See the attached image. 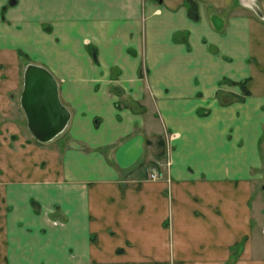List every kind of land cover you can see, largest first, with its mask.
Segmentation results:
<instances>
[{
	"label": "crops",
	"instance_id": "1",
	"mask_svg": "<svg viewBox=\"0 0 264 264\" xmlns=\"http://www.w3.org/2000/svg\"><path fill=\"white\" fill-rule=\"evenodd\" d=\"M10 1L0 264H264V0ZM26 61L57 80L62 141L12 116Z\"/></svg>",
	"mask_w": 264,
	"mask_h": 264
},
{
	"label": "water",
	"instance_id": "2",
	"mask_svg": "<svg viewBox=\"0 0 264 264\" xmlns=\"http://www.w3.org/2000/svg\"><path fill=\"white\" fill-rule=\"evenodd\" d=\"M22 77L20 104L27 127L37 140L49 141L64 130L70 117L60 100L57 80L48 68L32 62L26 64Z\"/></svg>",
	"mask_w": 264,
	"mask_h": 264
},
{
	"label": "rangeland",
	"instance_id": "3",
	"mask_svg": "<svg viewBox=\"0 0 264 264\" xmlns=\"http://www.w3.org/2000/svg\"><path fill=\"white\" fill-rule=\"evenodd\" d=\"M247 1V0H246ZM248 3V8H250V9H252V10H254V11H256V10H261L260 8H262V7H260V1L259 0H248L247 1ZM237 4V6H239V0H235V3H234V5H232V6H235ZM215 17V16H214ZM216 19V18H215ZM28 63H31V62H28V61H26L24 64H22V67H21V76L23 75V70H24V68H25V66H26V64H28ZM22 80H23V77H22ZM21 94V93H20ZM13 99H12V102H11V107H12V116L14 117H16L18 114V110L20 109V107H21V104H20V96L19 97H17V93L14 91L13 92V95L11 96ZM17 97V98H16ZM19 102V103H18ZM20 106V107H19ZM22 108V107H21ZM23 110V109H22ZM23 114H24V112H23ZM17 119H18V117H17ZM23 126H22V132H23V134H25V135H30L31 136V138L32 137H34L32 134H31V132H30V130L28 129V127H27V124H26V117H25V114H24V119H23V124H22ZM64 131L65 130H63L60 134H58L56 137H54L53 139H51V140H49V141H46V142H50V141H55V142H57V141H59V140H63V137L64 136H62V135H64ZM11 138H14V135H12L11 136ZM35 138V137H34ZM36 139V138H35ZM37 140V139H36ZM39 141V140H38ZM40 142H42V141H40ZM161 163H159V166L160 167H163L162 165H160ZM146 167V165H144V166H142L140 169H139V171L140 172H143V169ZM158 168V167H157ZM159 169V168H158ZM148 174V173H147ZM163 175V172L160 174V176H162ZM260 183H263L264 184V179H263V181L262 182H260ZM263 200H264V193H263Z\"/></svg>",
	"mask_w": 264,
	"mask_h": 264
},
{
	"label": "built area",
	"instance_id": "4",
	"mask_svg": "<svg viewBox=\"0 0 264 264\" xmlns=\"http://www.w3.org/2000/svg\"><path fill=\"white\" fill-rule=\"evenodd\" d=\"M164 164L165 165H169L170 164V160L166 159V161L164 163L160 164V165L164 166ZM160 174L161 173H160L159 169L157 167H154L148 172L147 175H148L149 179H156V178H158L160 176Z\"/></svg>",
	"mask_w": 264,
	"mask_h": 264
},
{
	"label": "trees",
	"instance_id": "5",
	"mask_svg": "<svg viewBox=\"0 0 264 264\" xmlns=\"http://www.w3.org/2000/svg\"><path fill=\"white\" fill-rule=\"evenodd\" d=\"M246 81H247V79H243V80H240L237 82L238 84H240L243 94H248V92H249L247 87H246Z\"/></svg>",
	"mask_w": 264,
	"mask_h": 264
},
{
	"label": "flooded vegetation",
	"instance_id": "6",
	"mask_svg": "<svg viewBox=\"0 0 264 264\" xmlns=\"http://www.w3.org/2000/svg\"><path fill=\"white\" fill-rule=\"evenodd\" d=\"M245 1H246V0H245ZM247 1H248V0H247ZM247 1H246V2H247ZM247 3H248V2H247Z\"/></svg>",
	"mask_w": 264,
	"mask_h": 264
}]
</instances>
